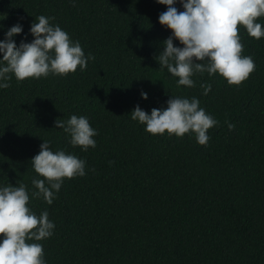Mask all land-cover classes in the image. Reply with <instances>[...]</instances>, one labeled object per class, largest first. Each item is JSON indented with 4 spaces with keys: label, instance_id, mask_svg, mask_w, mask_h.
Returning a JSON list of instances; mask_svg holds the SVG:
<instances>
[{
    "label": "trees",
    "instance_id": "trees-1",
    "mask_svg": "<svg viewBox=\"0 0 264 264\" xmlns=\"http://www.w3.org/2000/svg\"><path fill=\"white\" fill-rule=\"evenodd\" d=\"M166 10L156 0H0V41L20 22L17 46L31 42L44 15L95 57L85 71L13 76L0 89V186L26 185L31 210L49 212L54 235L39 242L47 264H264V38L238 26L242 55L255 62L241 86L205 72L194 88L177 87L156 60L172 35L158 19ZM171 96L198 98L219 121L207 146L187 134L153 136L131 119L137 105L151 114ZM72 115L98 131L94 149L74 148L56 128ZM43 140L87 162L51 205L31 197Z\"/></svg>",
    "mask_w": 264,
    "mask_h": 264
},
{
    "label": "clouds",
    "instance_id": "clouds-1",
    "mask_svg": "<svg viewBox=\"0 0 264 264\" xmlns=\"http://www.w3.org/2000/svg\"><path fill=\"white\" fill-rule=\"evenodd\" d=\"M167 10L159 15V23L171 30L163 42V51L156 57L160 69H167L176 78L177 87L194 88L197 74L219 76L229 86H241L255 70L251 56H244V45L238 26L247 34L260 40L264 38V25L258 22L264 17V0H156ZM180 4L183 11L176 7ZM40 15L29 29L34 37L31 42L22 40L17 46L15 37L23 33L18 22L8 29L0 41V89L9 88L13 76L17 81L47 78L49 75L67 77L77 69L85 71L95 57L85 54L81 44L70 38L58 24ZM174 40L182 47L174 46ZM203 95L212 91L211 83L201 84ZM144 100L147 92H141ZM133 121L145 126L147 133L194 137L201 146L210 140L208 132L219 124L201 107L196 97L171 96L167 107L153 108L151 114L136 106L130 115ZM55 126L62 129L69 143L87 152L97 146L99 135L85 116L72 115L69 119H57ZM235 126L228 123L229 130ZM86 160L63 150L53 151L50 142L43 140L39 153L31 165L41 178H33V198H43L53 204L65 179L86 175ZM30 194L26 185L0 186V264H47L44 246L40 241L51 238L56 227L49 212L39 215L28 206Z\"/></svg>",
    "mask_w": 264,
    "mask_h": 264
}]
</instances>
